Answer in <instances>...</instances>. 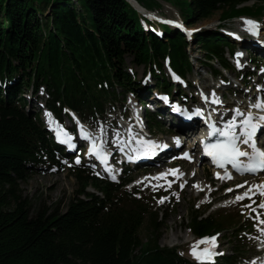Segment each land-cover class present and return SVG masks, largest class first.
<instances>
[{"label": "trees", "instance_id": "obj_1", "mask_svg": "<svg viewBox=\"0 0 264 264\" xmlns=\"http://www.w3.org/2000/svg\"><path fill=\"white\" fill-rule=\"evenodd\" d=\"M219 11L221 28L242 16L261 19L264 0H184L180 10L187 24ZM161 32L125 0H0V264H197L158 245L157 212L123 188L131 176L115 183L73 166L80 190L63 212L33 209L19 189L36 167H60L62 151L22 94L33 97L42 88L55 117L69 109L95 122L119 95H136L135 67H144L155 88L168 92L163 62L185 76L190 43L177 30L161 26ZM192 42L207 61L231 69L224 54L234 44L223 33L200 32ZM146 114L150 128H159L153 114ZM149 215L153 223L144 241L139 231ZM186 221L199 238L223 231L231 220L191 210ZM243 230L233 229L231 254L217 264H241Z\"/></svg>", "mask_w": 264, "mask_h": 264}, {"label": "rangeland", "instance_id": "obj_2", "mask_svg": "<svg viewBox=\"0 0 264 264\" xmlns=\"http://www.w3.org/2000/svg\"><path fill=\"white\" fill-rule=\"evenodd\" d=\"M140 3L143 4L147 10L157 12L166 19L177 20L184 24V20L180 12L184 6V0H140ZM252 5L253 2H249L245 6ZM140 12L144 15H149L141 10ZM220 13V11L216 12L209 19L187 24V27H189L191 30L197 31L198 33L196 34H199L200 32H213L220 24ZM244 19L245 18H235L226 22V26L224 27L225 30H223H244L247 32L245 30ZM259 28L260 30L258 35L254 38H251L252 42H248L246 40V43H244V46L249 48L251 47L252 50H248L247 52H244L243 50L246 55L239 60L241 65L239 68L243 70L244 67H247V69L254 73L257 84H263L264 75L262 74L261 69L264 68V47L262 45L264 44V18L259 21ZM186 53L188 54V60L191 62L192 66L185 81L192 89L196 88L198 85H201V87H209L213 84L214 88L218 89V92L224 95L226 99V103L224 105L230 110L237 108L235 106H238L239 109L244 108L248 102L251 103L255 101L257 92L256 85L252 90H250V88L244 89L238 87V82L241 81V78L233 80L234 73L225 72L224 77H217L216 79H213L212 76H210V70L207 66L208 61L206 60V57H204L202 50L199 46H196L194 42L191 43L190 47L186 48ZM225 57L228 59V55L226 53ZM254 60L259 62V66L257 68L252 63ZM213 65L218 67L215 63H213ZM163 68L166 71L165 73H167V67L163 66ZM133 71L136 76V82H139L143 88L142 90H144L138 93L140 96L145 94L146 91L153 89L155 86L153 77L143 79L145 71L144 67H135L133 68ZM223 78L225 79L224 81L228 82V84H221ZM181 87L183 86L181 85ZM183 92L184 94H188L189 91L186 90ZM36 97L42 101L41 98H44L45 95L41 91ZM132 97L133 96L131 95H127V102L125 101L123 103L122 101H119L117 103V105L120 106L122 105L121 103L124 104V114L127 117L133 116L131 106L136 104V107L138 110H140L139 104L136 101L137 99ZM191 97H193V94H191ZM118 99L121 100L119 96ZM152 100L159 102L155 96H153ZM39 107V103L34 102V104H32V106L29 108V111L33 113L34 111L40 112L38 109ZM127 107L129 108V111L126 109ZM121 111L122 110H120V112H116L114 115H111L112 110L108 109L105 115L106 124L102 128L108 129V127L114 125L115 121L112 119V116L117 118ZM63 121L65 125H70L66 119ZM120 123H122V121H120ZM100 124H104V122H99L97 125L86 123L87 127L92 133H94L95 136H100ZM162 124L163 127L159 131H149L154 135L156 140L171 142V140H168V135L173 133L174 129H172L169 124ZM102 136H104V133H102ZM85 165L89 171H94L89 166V164ZM169 165V163H165L163 164V167L160 168L157 164H155L150 166L148 171H159ZM70 166H72V162L69 163L66 160L63 161L60 167H52L48 165L38 166L26 181L20 183L19 189L21 194L31 203L33 209H36L39 205H43L45 209L50 210L51 212L54 210L59 212L65 211L70 198L77 195V192L80 190V184L71 171ZM175 166L179 167L182 171L184 170L186 177H192L191 172L196 169L198 172H201L202 180H194L190 184H186L183 187H181L183 181H177L174 189H169L168 191H166L160 181L156 182V184H153V187H144L143 189H140L141 197L145 201L147 207H150L152 212H159L155 222L156 224H160L158 245L161 248H176L182 257L190 261H196L192 255L191 248L193 244L197 242V240L193 239L194 237L189 232L187 228V221L185 220L190 215L191 210L194 209L202 212L203 217L207 216L208 214H215L218 216L219 220L222 221L226 216H228V218L231 220L229 225L233 224L234 222L238 223L240 218H242L244 215V223L241 227L247 226L250 223H254V228L252 231L243 233L245 236L244 244H250L252 242L254 244V252L249 249L250 253H248L246 256H251L253 260L257 258L262 259L264 257V253L261 251L262 244L264 243V232H262L261 229H264V224L260 223V220H264V208H260L258 205L261 202H264V197L261 195H256L252 198L236 200L239 191L229 193L227 189L234 190V188L236 189L237 185H242L246 182L249 183L253 180L259 182L264 178V174H260L256 177H241L235 182L229 183L227 186L222 188L212 184L213 177L211 173L201 163L198 165H191L188 162L179 161ZM202 169H205V171H201ZM139 176V171H134L133 181L137 182ZM202 182L204 184V189L208 190V188H210L213 189V191L215 190L213 195H210L209 197H206L205 194L197 195V185H202ZM127 189L129 190L130 187L127 186ZM86 192L92 193L94 190L87 188ZM160 195L167 197L165 203H163L161 206V203L159 202ZM245 205H248V207H245ZM252 209H255V211H252ZM152 223L153 215L147 216L144 220L142 228L139 231V235L144 241H146V238L150 233ZM223 228L226 231H223L219 234L217 241L219 242L221 254H229L231 245L234 241L231 233L232 229H230L228 225L223 226ZM171 235L176 236L179 245H164V241L167 240ZM261 236L263 238H261ZM205 246L208 245L199 244L198 249H202ZM248 264L250 263L248 262Z\"/></svg>", "mask_w": 264, "mask_h": 264}, {"label": "snow or ice", "instance_id": "obj_3", "mask_svg": "<svg viewBox=\"0 0 264 264\" xmlns=\"http://www.w3.org/2000/svg\"><path fill=\"white\" fill-rule=\"evenodd\" d=\"M168 23H175L173 21H168ZM245 30L255 36L259 32V24L255 20L251 19H244ZM190 35V33H189ZM239 38V37H237ZM242 53H236V56H241ZM240 62L237 60V67H240ZM264 72V69H261ZM174 79H179V77H175ZM215 94L213 93V96ZM161 99L167 102V97H161ZM215 103H220L218 99H214ZM254 108L264 110V100L257 99L254 104L251 105ZM175 110L179 111V108ZM196 114L201 112L200 109L195 110ZM238 112V110H237ZM264 127V115H259L258 117H253L251 113H248L247 116L243 120L240 121L239 130H237L234 121H228L223 128L217 129L215 125H209L210 131L209 135H213V133L218 134L223 139L216 141L214 144H205V151L206 153L212 157L213 163L216 164L218 167H224L225 164H231L234 169H236L241 174L245 172H256L258 169H264V149H261L257 146L256 142V131ZM57 137L60 138L61 136L64 137L62 142L68 143L69 147H74L71 143L72 137L61 127H57L56 129ZM81 138L91 139L88 134L81 128ZM176 142L179 145L180 141L179 138H176ZM240 144L247 145L251 151L242 150ZM101 145H96L94 142L91 144L89 148V153H94L97 158L101 159L102 161L106 162V157L102 153ZM167 145H160L151 140H143L140 139L137 141V146L133 149V151L139 153L140 155H147L149 152L154 151L158 148H167ZM185 158L189 157L188 153H183ZM246 157L247 163L242 162L239 158ZM137 157L130 156V160H134ZM79 158L77 157V163H79ZM169 173L176 175L179 173L178 169H169L167 172L158 173L152 179L160 180L161 178L166 177ZM179 175H183V173H179ZM218 178L221 179H231V175L225 171L224 175L221 176L220 173L216 174ZM112 179H115V176H112ZM145 179H148L147 177ZM139 183V181H137ZM168 186H171V182H167ZM183 187V185H181ZM198 187V185H197ZM237 187H243V185H237ZM255 187L260 194L264 195V185H255ZM227 191H232V189H227ZM251 188L248 191L243 192L242 194L236 197V200H243L245 197L250 198ZM167 197H161L160 203H163ZM248 207V205H245ZM258 207L264 208V202H261ZM255 211V209H252ZM260 223L264 224V220H260ZM264 232V229H261ZM218 235V234H217ZM216 237H202L199 241L193 244L191 248L192 255L194 258L201 262L211 261L212 257L216 255L213 249L216 246ZM199 244H206L207 247L203 249H198Z\"/></svg>", "mask_w": 264, "mask_h": 264}, {"label": "bare ground", "instance_id": "obj_4", "mask_svg": "<svg viewBox=\"0 0 264 264\" xmlns=\"http://www.w3.org/2000/svg\"><path fill=\"white\" fill-rule=\"evenodd\" d=\"M131 4L135 7L136 5H134L135 3L134 2H131ZM137 7V6H136ZM135 7V8H136ZM138 8V7H137ZM139 9V8H138ZM141 9H139V11H140ZM141 11H143V10H141ZM143 12H145V11H143ZM141 13V12H140ZM146 13V12H145ZM147 14H149V13H147ZM155 17H158V16H155ZM248 107H246V109H247ZM246 112V111H245ZM134 114V113H133ZM135 116V118H136V114L134 115ZM196 135V134H195ZM260 145L261 146H263L264 147V143H260ZM189 147H191V145H189ZM162 154V153H161ZM165 154V153H164ZM157 158H161V157H158V156H156ZM167 157V156H166ZM164 159H162V160H158L157 162H164L165 161V157H163ZM162 166V165H161ZM169 169H178L179 170V173H183V175H179V173H177L176 175H178V177H180V178H184V180H183V185H188V184H190L191 182H193L194 180H198V181H201L202 180V177H201V172H198L196 169L195 170H193V172H191V174H192V177L190 176V177H186V175H185V171L183 172L182 170H180V168H178V167H170V166H167V170H169ZM201 171H205V169H202ZM167 172V171H166ZM158 173H160L159 171H157V174ZM156 174V175H157ZM169 174H171V173H169ZM173 175V174H172ZM247 183V182H246ZM242 184L243 185V187H236V189H234V190H232V191H229L230 193H232V192H234V191H239V193H238V195H240V194H242L243 192H245V191H248L249 190V188H251V194H250V198L251 197H253V196H255L257 193H260L255 187H253V186H255V185H264V178L261 180V181H259V182H257V181H250L249 183H247V184ZM202 185H200V186H198V193L200 192V191H202V189H203V187H204V184H203V182L201 183ZM241 185V184H240ZM205 192H206V190H205ZM245 198H249V197H245ZM164 245H168V246H173V245H179L178 244V241H177V239H176V236L175 235H171V236H169V238L167 239V240H165L164 241ZM262 246H263V250H264V243L262 244ZM259 261H260V264H264V261H262L261 259H259Z\"/></svg>", "mask_w": 264, "mask_h": 264}, {"label": "water", "instance_id": "obj_5", "mask_svg": "<svg viewBox=\"0 0 264 264\" xmlns=\"http://www.w3.org/2000/svg\"><path fill=\"white\" fill-rule=\"evenodd\" d=\"M136 12H140L139 11V9H141L142 10V8L134 1V0H125ZM131 2H134L135 3V5L139 8H135L132 4H131Z\"/></svg>", "mask_w": 264, "mask_h": 264}]
</instances>
